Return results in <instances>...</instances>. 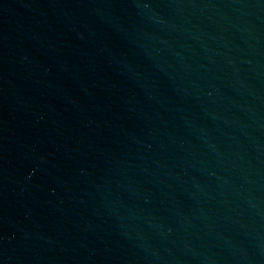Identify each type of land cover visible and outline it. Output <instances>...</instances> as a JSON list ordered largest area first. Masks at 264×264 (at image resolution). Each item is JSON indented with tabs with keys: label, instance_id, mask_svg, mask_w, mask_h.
<instances>
[{
	"label": "water",
	"instance_id": "obj_1",
	"mask_svg": "<svg viewBox=\"0 0 264 264\" xmlns=\"http://www.w3.org/2000/svg\"><path fill=\"white\" fill-rule=\"evenodd\" d=\"M0 264H264V0H0Z\"/></svg>",
	"mask_w": 264,
	"mask_h": 264
}]
</instances>
